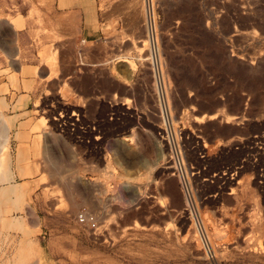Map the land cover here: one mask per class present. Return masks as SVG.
<instances>
[{
  "label": "rangeland",
  "instance_id": "rangeland-1",
  "mask_svg": "<svg viewBox=\"0 0 264 264\" xmlns=\"http://www.w3.org/2000/svg\"><path fill=\"white\" fill-rule=\"evenodd\" d=\"M26 2L0 0V42L9 40V51L18 49V30L9 21L26 13ZM154 7L168 99L175 124L187 133L189 160L198 162L192 146L197 140L210 146L206 136L216 124L247 117L250 135L234 140L238 147L233 150L207 147L212 155L201 160L205 167H199L193 181L214 256L203 249L185 210L189 197L167 167L161 147L156 142L155 158L138 146L159 122L145 59L143 13L142 32L126 60L118 69L113 66L115 78L106 75V64L100 65V84L122 90L130 83L144 106V121L140 126L132 119L95 126L99 168L93 181L99 193L93 203L77 205L72 196L91 180V170L75 155L79 136L86 132L78 124L70 79L42 78L45 93L28 111L38 117L33 125H12L0 101V155L10 175L0 179V264H264V0H154ZM235 12L242 14L241 24L235 23ZM221 17L225 29L218 26ZM220 31L227 35L219 36ZM70 55L74 68L88 61L82 50ZM5 57L0 48L1 81H9L23 63L18 56L14 61ZM126 70L128 77L120 73ZM10 84L16 85L17 77ZM222 108L239 118L213 113ZM3 116L10 124L7 142ZM129 126L130 136L116 135L107 154L106 135ZM25 127L32 138L29 151L21 146L27 145L20 137ZM82 207L95 214V230L77 222L75 214Z\"/></svg>",
  "mask_w": 264,
  "mask_h": 264
},
{
  "label": "crops",
  "instance_id": "crops-1",
  "mask_svg": "<svg viewBox=\"0 0 264 264\" xmlns=\"http://www.w3.org/2000/svg\"><path fill=\"white\" fill-rule=\"evenodd\" d=\"M26 1V13L18 14L9 21L18 30L17 51H9V40L0 42V48L6 51L5 59L14 61L18 56L21 62L23 61L14 69L16 75H9V81L0 80L1 110L8 111L7 117L15 127L19 124L33 125L38 117L30 116L28 111L34 108L32 105L45 93L41 85L42 78H45L46 82L55 77L70 79L71 91L76 97L72 103L80 111L78 124L84 125L83 131L86 132L79 136L80 143H77L75 155L82 158V166L91 170V180L78 188L72 196L77 205L93 203V200L98 199L99 193L98 184L93 181L99 168L98 151L95 145L98 135L95 133V126L99 121L124 123L126 119H132L134 126H140L141 121H144L142 111L144 106L140 98L133 95L130 83L126 82L122 90L100 84L102 77L100 65L106 64V75L114 79L113 66L118 69V63L126 60L124 59L126 53L130 52L131 45L141 34L142 0ZM235 23H242V14L239 12H235ZM225 25L226 19L221 17L218 26L225 29ZM221 32L219 36L227 35L226 31ZM76 50L79 52L82 50L88 60L80 62L82 64L80 69L74 68L71 62L72 56L70 55V58L67 56L68 54L73 55ZM68 60L70 63H64ZM120 73L128 77V70ZM16 77L17 84H10ZM145 93L147 91H144ZM116 108H121V111H116ZM221 112L239 118L237 113L223 111V108L222 111L213 113L217 115ZM245 120H247L246 116L234 122L224 120L221 124H216L211 134L206 136L207 143L210 146L227 145L229 150L237 148L238 146L232 142L240 141L246 135H250ZM27 129L28 127L21 128L20 137L22 138L21 144H25V140L27 143V145H21L22 148L25 147L29 151L33 144ZM155 129L153 135L149 133L143 140H138V146L150 150V154L156 158L159 148L155 141ZM131 131L132 126H129L117 133L111 131L107 134L105 148L107 154L112 149L110 142L115 140L116 135L125 133L124 136L128 138ZM29 136L30 140L25 138ZM199 137L203 142L204 139ZM210 146L204 143L194 144V152L198 160L194 163L197 166H201L202 160L197 153L201 151L205 155H212L207 149ZM161 149L164 152V149ZM101 155L103 157L104 153L101 152ZM218 155L219 152L216 151L214 156Z\"/></svg>",
  "mask_w": 264,
  "mask_h": 264
},
{
  "label": "built area",
  "instance_id": "built-area-1",
  "mask_svg": "<svg viewBox=\"0 0 264 264\" xmlns=\"http://www.w3.org/2000/svg\"><path fill=\"white\" fill-rule=\"evenodd\" d=\"M142 2L144 10V25L148 41V54L145 59L149 64L154 81L159 117V122L156 125L154 132L155 140L158 145L164 149L167 167H169L172 174L176 175L183 193L189 197L185 210L193 219L203 249L208 256L213 257V247L207 237L206 231H204L205 228L203 221L198 213L197 203L193 194L194 178L199 175L200 168L205 167V163L199 168L196 163L189 160L188 151L190 148L186 142L187 133L182 126L175 124L168 99L156 30L154 0H142ZM196 144H199L198 140ZM192 147H194V145ZM197 154H199L200 157H202V160H204V152L200 151ZM75 217L80 225L91 230H95L98 226L95 214L85 207L78 209Z\"/></svg>",
  "mask_w": 264,
  "mask_h": 264
},
{
  "label": "bare ground",
  "instance_id": "bare-ground-1",
  "mask_svg": "<svg viewBox=\"0 0 264 264\" xmlns=\"http://www.w3.org/2000/svg\"><path fill=\"white\" fill-rule=\"evenodd\" d=\"M143 13H144V10H143ZM142 16V15H141ZM143 17V16H142ZM69 57V56H68ZM214 117V116H213ZM4 118V122H3V131L5 132V138H6V142L8 141L9 139V131H10V124L9 122L5 119V117L3 116ZM233 117H228V119H232ZM203 117H200L198 118L197 120H202ZM10 178V175L9 173L6 171V169L4 168V163H3V157L0 155V179H9ZM189 199V198H188ZM3 222V221H2ZM11 225V224H10Z\"/></svg>",
  "mask_w": 264,
  "mask_h": 264
}]
</instances>
